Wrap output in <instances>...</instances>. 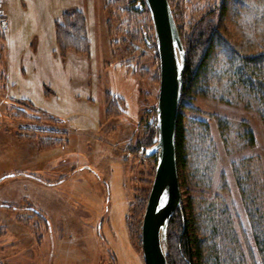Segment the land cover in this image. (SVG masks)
Returning a JSON list of instances; mask_svg holds the SVG:
<instances>
[{
    "label": "rangeland",
    "instance_id": "rangeland-1",
    "mask_svg": "<svg viewBox=\"0 0 264 264\" xmlns=\"http://www.w3.org/2000/svg\"><path fill=\"white\" fill-rule=\"evenodd\" d=\"M222 1L169 0L183 37L189 36L204 17L217 21L224 37L244 52L263 51L264 25H246L245 12L236 13L241 10L235 0H229L230 10L221 17L218 10ZM102 3V35L98 40L92 37L91 68L84 73L87 78L83 83H78L81 90L76 88L81 96L75 98L74 105L78 101L80 110L87 107L86 115L80 113L76 121L92 122L88 109L99 93L107 91L123 100L117 97L120 104L115 110L105 99L107 121L100 133L97 128L74 129L76 121L69 122L66 132L42 120L39 123L0 116V264H91V249L95 246L99 250L96 264H145L142 223L157 160V155H147L146 149L158 143V133L151 145L144 146L142 141L148 124L157 128L160 60L154 24L144 0ZM250 16L254 19L256 13ZM96 30L97 26L92 28ZM1 86L0 98L8 102L13 95ZM215 94L189 100L197 111L184 109V121L187 124L190 119H201L209 124L218 155L211 191L221 188L223 175L230 189L222 194L249 236L256 264H262L252 244L233 163L253 157L254 175L264 179V123L255 110L236 100L220 101ZM7 102L0 103V108H8ZM54 102L51 100V104ZM11 107L9 112L12 109L20 113L18 105ZM109 110L118 115L109 116ZM23 124L58 128L60 134L29 133L19 129ZM247 132L254 136L252 147L245 142ZM18 134L23 135V142ZM181 192L185 197L183 187ZM35 210L46 214L51 222L49 229L45 230L46 223ZM78 219L93 225L92 239H85L83 228L77 226ZM64 225L71 231L67 232ZM53 244L56 253L51 260ZM169 249L168 235L167 254Z\"/></svg>",
    "mask_w": 264,
    "mask_h": 264
},
{
    "label": "trees",
    "instance_id": "trees-1",
    "mask_svg": "<svg viewBox=\"0 0 264 264\" xmlns=\"http://www.w3.org/2000/svg\"><path fill=\"white\" fill-rule=\"evenodd\" d=\"M221 3L218 14L225 17L230 10V1ZM235 6L241 10L236 11L238 15L245 12L246 25H264V0H235ZM251 12L256 13L254 19ZM177 26L186 49L184 87L176 128L177 164L185 197L170 223L168 262L256 264L249 236L233 216L227 196L222 194L230 189L223 175L221 188L214 190L215 193L211 191L218 155L209 124L201 119H190V123L185 124L182 112L184 109L197 111L189 103L196 96L209 97L217 93L215 97L220 101L236 100L255 110L264 123V50L250 53L239 49L224 37L220 25L213 19L202 17L186 38ZM2 33L0 31V36ZM56 40L63 58L69 52L89 56L91 43L85 15L79 10L64 12L56 22ZM106 100L118 110L117 97L107 93ZM14 105H18L20 111L11 109L16 120L42 122L43 118L36 115L31 104ZM117 113L110 114L109 110V116H117ZM147 127L148 133L142 141L144 146L151 145L158 133V128L150 124ZM245 138L246 144L252 147L253 134L247 132ZM251 164L253 157L240 159L233 163V174L251 229L252 244L264 264V179L254 175ZM34 212L48 225L40 211Z\"/></svg>",
    "mask_w": 264,
    "mask_h": 264
},
{
    "label": "crops",
    "instance_id": "crops-1",
    "mask_svg": "<svg viewBox=\"0 0 264 264\" xmlns=\"http://www.w3.org/2000/svg\"><path fill=\"white\" fill-rule=\"evenodd\" d=\"M4 1V10L10 27L0 36V83L3 84L1 89H6V92L9 89L13 96L8 102L4 98H0V103L5 105L7 102L8 108L14 103H29L37 111L36 115L43 118V122L57 124L58 128L60 126L64 128L63 131L68 132L69 122L71 124L72 121L80 119V113L86 115L87 107L80 110L79 102L76 101V105L74 103L75 98L81 96L76 90V88L81 90L78 83L81 81L83 83L84 78H87L84 73L89 72L91 66L89 56H80L73 52H69L64 58L60 55L56 40V22L66 11H81L87 19L88 34L93 51L94 40L92 37L98 40V36L102 35V0ZM96 26L98 28L97 35L95 31H92V28ZM98 68L97 62V71ZM107 93L109 92L99 93V96H96L97 99L90 97L95 99L93 107L88 109L93 120L91 123L82 122V124L76 121L74 129L86 130L90 127L99 129V133L102 131L103 123L107 121L104 118ZM112 96L122 99L119 96ZM51 100H55V102L51 104ZM61 104H64V107ZM8 108H0V116L16 120L15 113L9 112ZM31 125L23 124V128H27V126L31 128ZM33 126L30 130H24L29 133L60 134V131H56L58 128L53 130L46 128L43 124ZM18 137L21 136L18 134ZM22 138H18V140L23 142L24 138ZM29 138L33 137L29 136ZM61 141L63 140L61 139ZM42 214L46 217L45 213ZM47 222L45 230L51 226L48 219ZM76 223L77 226L83 228L85 239L87 237L92 239L90 233L93 232V225L84 220L79 221V219ZM64 228L67 232L71 231L68 226L64 225ZM98 252L96 246L91 249V264H96L95 261H98ZM55 253L56 247L53 244L49 251L51 260L54 259Z\"/></svg>",
    "mask_w": 264,
    "mask_h": 264
},
{
    "label": "water",
    "instance_id": "water-1",
    "mask_svg": "<svg viewBox=\"0 0 264 264\" xmlns=\"http://www.w3.org/2000/svg\"><path fill=\"white\" fill-rule=\"evenodd\" d=\"M154 24L160 60L156 110L158 143L146 149L156 154V167L142 223L145 264H169L168 231L182 192L176 156V128L186 71V49L169 0H144Z\"/></svg>",
    "mask_w": 264,
    "mask_h": 264
},
{
    "label": "built area",
    "instance_id": "built-area-1",
    "mask_svg": "<svg viewBox=\"0 0 264 264\" xmlns=\"http://www.w3.org/2000/svg\"><path fill=\"white\" fill-rule=\"evenodd\" d=\"M10 27V22L5 14V10L3 9V0H0V29L6 30Z\"/></svg>",
    "mask_w": 264,
    "mask_h": 264
}]
</instances>
